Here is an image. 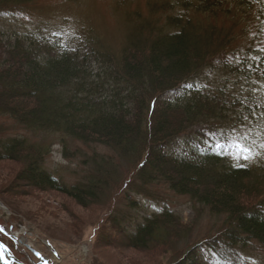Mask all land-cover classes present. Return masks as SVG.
<instances>
[{"label":"trees","instance_id":"16d2710c","mask_svg":"<svg viewBox=\"0 0 264 264\" xmlns=\"http://www.w3.org/2000/svg\"><path fill=\"white\" fill-rule=\"evenodd\" d=\"M33 1L0 0V8L20 12ZM150 12L154 18L136 22L134 36L129 34L116 54L94 50L79 56L57 44L41 53L29 39L0 35V162L13 164L0 178L8 180L9 193L31 187L64 196L85 210L108 208L120 191L155 200L149 187L162 186L188 198L196 216L207 211L215 218L205 234L185 237L171 253L173 264H200L201 248L216 264H235L253 246L264 250V160L253 167L234 166L212 149L186 153L184 140L196 128L197 136L206 137L231 125L255 129L264 139V100L257 104L261 96L256 98L248 83L261 80L258 88L264 90L259 69L215 65L227 55L256 57L258 63L264 37L259 42L252 36L247 43L239 37L259 27L264 0H162ZM89 53L98 58L100 71L87 66ZM205 72L216 74L212 82L193 83ZM50 135L65 158L84 160L74 184L45 168L48 148L40 140ZM177 144L185 153L172 150ZM99 147L109 153H97ZM65 212L75 220L66 207ZM180 222L165 209L143 219L125 245L163 256L160 250L179 233L191 231ZM111 223L122 230L117 217L111 216Z\"/></svg>","mask_w":264,"mask_h":264},{"label":"rangeland","instance_id":"374dc122","mask_svg":"<svg viewBox=\"0 0 264 264\" xmlns=\"http://www.w3.org/2000/svg\"><path fill=\"white\" fill-rule=\"evenodd\" d=\"M161 3L162 0H131L126 3L117 0H34L33 3L26 4L23 9H18L20 12L10 8H0V35L18 37L23 42L29 39L30 43L39 47L41 53L48 49L54 51L52 45L57 44L59 49L61 47L65 49V46H68L70 51L77 50L79 56L94 50L96 54L97 50H109L116 54L123 48L129 34L133 33L132 29L134 30L138 25L136 22L152 20L154 17L150 12L151 8ZM258 26L246 35H241L239 40L247 43L254 36V40L260 42L264 37V19ZM77 46L78 49H76ZM260 47H264V43L260 44ZM88 55L85 56L89 60L87 66L94 72L100 71L102 66L97 65L98 58L92 57L90 53ZM255 61L256 57L245 59L240 55H227L224 59L216 61L215 65L239 66L250 72L259 69L264 79V54L259 58L258 63ZM215 75L213 72H205L193 83L201 87L204 83L212 82ZM251 80L248 83L252 82L253 95L256 98L261 96L260 100H256L257 104L261 105L264 100V90L258 87L263 85V82L260 80L257 83L255 79ZM17 90L21 91L19 87ZM243 93L245 92L242 91ZM231 126L229 129L217 128L209 134L206 133V137L203 136L204 133H200L204 139L197 136L198 128L189 131L188 135L191 136L184 140L188 143L184 151L186 153L193 151L196 155L211 149L217 151L214 146L217 143H226L231 135H248L249 143L255 142L253 151L261 155H256L251 160L239 161L240 166L253 167L262 162L264 149H261L259 145L264 143V139L259 137V132L251 127L249 129L252 130H247L231 128ZM211 127L212 130L214 126ZM260 133L263 135L262 131ZM15 135L24 136L25 133L17 131ZM28 140L33 146L37 142L34 138ZM40 143L46 144L48 148L45 159L46 169L52 172L57 171L67 184H74L80 179L84 168L81 166V162L84 161L81 157L68 155L65 158L59 142L52 135L46 138L41 137ZM76 147L79 149L82 146L76 145ZM172 148L177 153L183 147L177 144ZM71 151L72 154L75 153ZM86 151L84 148V154L91 152V150ZM184 151L181 152L185 153ZM96 152L107 153L100 147ZM226 157L232 164L237 163L231 157ZM9 168H13V164L9 161L0 162V173L6 174ZM8 185V180L6 181L4 177L0 178V191H2L0 192V228L5 230L0 233L3 239L0 242L7 246L11 254L23 264H173L175 261L173 262L171 253L177 250L180 244L189 238L188 236H201L208 232L209 227L215 222V218H211L207 211L200 217L196 216L188 198L175 196L157 185L155 188L149 187L153 189L152 194L155 200L136 196L129 191L123 193L120 191L122 194L117 193L110 201L111 206L108 208L93 205L89 210L77 207L68 198L59 194L40 193L31 187L20 188L9 193ZM132 199L131 204L128 201ZM65 207L72 212L75 220L71 221L65 212ZM165 209L178 215L181 219V227L185 226L187 232L191 231L187 234L179 233L176 241L170 242L168 249L160 250L165 252L163 256L156 251L139 253L125 245L126 237L135 233V228L142 223L143 219L159 215ZM108 211L111 212L109 215ZM111 216L112 219L117 217L122 224V230L112 227ZM99 219H101L100 222ZM189 226L192 228L188 229ZM29 249L38 253L39 258ZM198 252L201 257L200 264L217 263L216 258L204 248ZM234 262L235 264H264V250L253 246L252 251L246 255H240Z\"/></svg>","mask_w":264,"mask_h":264},{"label":"snow or ice","instance_id":"6c2138e0","mask_svg":"<svg viewBox=\"0 0 264 264\" xmlns=\"http://www.w3.org/2000/svg\"><path fill=\"white\" fill-rule=\"evenodd\" d=\"M187 87H191V85H187ZM254 144V141L249 143L248 135L237 136L233 134L228 138L226 143H217L214 146L217 149L215 154L231 157L237 162L234 166H240L239 161L251 160L254 156L261 155V153L253 151ZM259 147L264 149V143H261ZM4 231L3 228H0V233H3ZM6 250V246L0 244V260L3 259V254Z\"/></svg>","mask_w":264,"mask_h":264},{"label":"water","instance_id":"95a60500","mask_svg":"<svg viewBox=\"0 0 264 264\" xmlns=\"http://www.w3.org/2000/svg\"><path fill=\"white\" fill-rule=\"evenodd\" d=\"M0 244H1V243H0ZM4 253L8 256V258L10 259V261H11L12 263H14V264H23V263H21L20 261H18L17 259H15L14 257H12L10 254H8L7 250L4 251ZM36 256L38 257V255H36ZM3 259H4V258H3ZM3 259L0 260V261L2 262V264H6V262H4Z\"/></svg>","mask_w":264,"mask_h":264},{"label":"bare ground","instance_id":"6f19581e","mask_svg":"<svg viewBox=\"0 0 264 264\" xmlns=\"http://www.w3.org/2000/svg\"><path fill=\"white\" fill-rule=\"evenodd\" d=\"M6 258L3 259V261L5 262Z\"/></svg>","mask_w":264,"mask_h":264}]
</instances>
